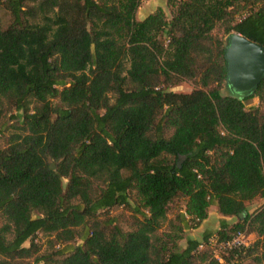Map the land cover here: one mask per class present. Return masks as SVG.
I'll return each mask as SVG.
<instances>
[{
	"label": "trees",
	"instance_id": "1",
	"mask_svg": "<svg viewBox=\"0 0 264 264\" xmlns=\"http://www.w3.org/2000/svg\"><path fill=\"white\" fill-rule=\"evenodd\" d=\"M144 1L0 0V264H229L260 248L264 264V202L247 211L264 201V79L222 94L224 38L264 47V0H168L169 17L137 20ZM211 206L237 219L218 244L256 237L222 263L210 233L178 246Z\"/></svg>",
	"mask_w": 264,
	"mask_h": 264
},
{
	"label": "rangeland",
	"instance_id": "2",
	"mask_svg": "<svg viewBox=\"0 0 264 264\" xmlns=\"http://www.w3.org/2000/svg\"><path fill=\"white\" fill-rule=\"evenodd\" d=\"M158 8L163 9V11L165 12L167 17L170 16L171 10L168 6V0H147V1H144L141 3L140 7L138 8V10L136 12L135 17L137 20L145 18L150 12H154ZM0 17L2 18L3 21L6 20V16H4V14L2 12H0ZM192 88H193L192 83L183 82L179 86L174 87L172 89V91L177 92V93H189L192 90ZM244 106H245L246 110L251 109V108H255V107L259 106V101L257 98L250 99V100L244 102ZM8 117L9 116H7L5 122H6V124L7 123L11 124L12 122L8 120ZM263 202L264 201L262 199H258L256 201L252 202L251 204H249L247 206L248 213L250 214V213L254 212L256 209H258L259 207H261ZM183 207H184V203H178L174 209L170 210L168 218L173 219L174 215L176 214V210H178V209L183 210ZM119 212H120V210L118 209L115 212H112V214L114 215V214H117ZM182 212L184 213V211H182ZM221 220H226V222H228L231 225H233L237 222V219L235 217H231V218L222 217L218 213L217 207L211 206L208 209L207 219L204 220L199 227H197L195 229L188 230L185 233H183L182 238L178 242L179 248L184 249L186 247L187 239H195V240L201 241L204 234L210 233L211 236L209 237V239L206 243L207 244L206 247L213 250V257H214V252H215V250H218V247L220 245L217 243L216 232L219 230ZM36 239H37V242L41 246V253L43 251L51 249L50 244L48 243L49 239L46 236L39 233L37 235ZM245 239H246L245 240L246 243L249 246L256 241V237L254 234L247 235L245 237ZM25 246H27V243L25 244ZM202 246L205 247L204 244ZM224 253H225V251H223L222 254H224ZM221 255L219 254L218 256H220V258H221ZM261 255H262V249L260 248V249H258L257 252H254L251 255H245V257L242 258L241 260L232 261L229 264H235V263L236 264L237 263L238 264H262V261H258L261 258ZM222 261H221V263H222Z\"/></svg>",
	"mask_w": 264,
	"mask_h": 264
},
{
	"label": "water",
	"instance_id": "3",
	"mask_svg": "<svg viewBox=\"0 0 264 264\" xmlns=\"http://www.w3.org/2000/svg\"><path fill=\"white\" fill-rule=\"evenodd\" d=\"M223 43L225 82L222 94L235 99L252 96L264 79V47L235 32L228 34Z\"/></svg>",
	"mask_w": 264,
	"mask_h": 264
},
{
	"label": "built area",
	"instance_id": "4",
	"mask_svg": "<svg viewBox=\"0 0 264 264\" xmlns=\"http://www.w3.org/2000/svg\"><path fill=\"white\" fill-rule=\"evenodd\" d=\"M247 235L243 232H238L235 235H233L228 241L225 243H220L218 250H215L214 252V258L221 263L222 259L219 254L221 255L223 251L226 250H241V249H246L249 247V245L246 243V237ZM202 248V246H200Z\"/></svg>",
	"mask_w": 264,
	"mask_h": 264
},
{
	"label": "crops",
	"instance_id": "5",
	"mask_svg": "<svg viewBox=\"0 0 264 264\" xmlns=\"http://www.w3.org/2000/svg\"><path fill=\"white\" fill-rule=\"evenodd\" d=\"M151 13H152V12H150L149 14H151ZM149 14H148V15H149ZM142 19H144V18H142ZM142 19H139V20H142Z\"/></svg>",
	"mask_w": 264,
	"mask_h": 264
}]
</instances>
